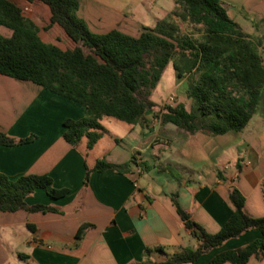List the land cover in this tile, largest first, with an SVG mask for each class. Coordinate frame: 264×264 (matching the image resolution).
<instances>
[{
	"label": "crops",
	"instance_id": "0c3cea01",
	"mask_svg": "<svg viewBox=\"0 0 264 264\" xmlns=\"http://www.w3.org/2000/svg\"><path fill=\"white\" fill-rule=\"evenodd\" d=\"M220 1L230 19L264 53V0ZM25 7L29 10L25 17L38 27L42 14L50 18L42 4ZM174 8V0H80L76 17L94 34L119 31L137 37ZM3 29V36L10 37L11 32ZM175 74L169 64L159 82L163 100L171 92L166 78ZM157 93L158 86L151 101L159 105ZM85 113L82 105L0 74V132L15 140L35 138L27 144L0 146V174L10 181L48 176L53 188L68 190L66 196L52 199L38 189L25 199L27 206L52 207L59 213H0V264H136L146 248L160 249L162 253L154 252L151 259L163 262L197 246L175 212L172 195L208 234H216L228 221L232 188L243 197L249 216L264 217V105L243 131L219 136L189 135L170 124L151 131L154 120L147 112L143 124L104 131L91 150L86 149V139L73 148L62 136L63 122L79 120ZM106 140L107 149L101 158H94V149ZM132 158L137 165L129 173L93 172L83 187L85 167L91 169L102 159L121 165ZM141 164L150 169L143 170ZM161 168L172 169L177 180ZM85 224L91 228L77 238ZM260 237L257 231L245 233L195 264H208L215 255ZM247 264H264V258L253 257Z\"/></svg>",
	"mask_w": 264,
	"mask_h": 264
},
{
	"label": "trees",
	"instance_id": "16d2710c",
	"mask_svg": "<svg viewBox=\"0 0 264 264\" xmlns=\"http://www.w3.org/2000/svg\"><path fill=\"white\" fill-rule=\"evenodd\" d=\"M80 0H0V27L11 32L0 35V74L18 82H30L86 109L79 120L63 122V139L76 147L86 139L91 150L103 136L104 118L135 126L145 114L165 126L173 125L189 135H224L241 132L260 105H264V61L258 44L249 39L226 13L220 0H174L175 8L153 28H143L137 37L119 31L91 33L76 17ZM39 3L49 10V27L56 26L72 47L65 50L44 43L39 27L24 15L26 5ZM178 23L194 28L181 33ZM196 34L197 36H195ZM171 64L178 79L187 85L192 104L163 106L151 101V93ZM34 137L15 140L0 132V146L31 143ZM136 158L116 165L98 160L85 167L83 187L93 172H130ZM140 166V165H139ZM148 171V165L141 164ZM176 178L174 171L161 168ZM44 190L52 199L68 194L53 188L48 176H23L16 181L0 174V213H59L52 207L27 206L25 199L36 190ZM171 202L179 219L196 242L163 262L151 256L160 249L146 248L143 260L136 264H195L202 256L220 249L230 240L257 231L261 237L252 243L215 255L208 264H247L251 258H264V217L253 218L245 212L244 199L232 188L228 193L231 215L216 234L206 233ZM91 225H82L81 238Z\"/></svg>",
	"mask_w": 264,
	"mask_h": 264
},
{
	"label": "rangeland",
	"instance_id": "374dc122",
	"mask_svg": "<svg viewBox=\"0 0 264 264\" xmlns=\"http://www.w3.org/2000/svg\"><path fill=\"white\" fill-rule=\"evenodd\" d=\"M24 8H23V11H24ZM226 13H227V11H226ZM27 14H28V11L27 12L24 11V15H27ZM227 16L229 17L228 14H227ZM38 24H39V29H40L39 36L44 42L57 44L63 50H65L66 48L72 47V45L68 41H66V40H64V38H62L61 31L58 28L49 27V18L47 16V14L41 15V18L38 21ZM178 26L180 28L181 33H183V34L184 33H190V32L194 33V28H192L191 26H188V25L183 24V23H178ZM0 29H3V28H0ZM0 35L3 36V33L0 32ZM194 35L197 36L196 34H194ZM261 55H262L263 61H264V53H262ZM169 72H171V71H169ZM166 82L168 83V88H170L171 92L166 96V98H164L165 100H163V94L161 93V90L163 91V89H162L163 83L160 86L158 84V93L156 94V97H158V96L161 97V104H159V106L163 107V106H167V105L174 106L177 104H183L187 108L189 107V109H190L192 102H191V100H189L187 98V94H186L187 89H188L187 83L185 82L184 84L179 85L178 84L179 81H178L176 76L173 77V79H172V77L167 76ZM155 90L151 93V96H153V94L155 93ZM151 96H150V99H151ZM151 116H152V114H151ZM142 124H143V122H142ZM101 126L103 128V131H107L110 133L112 131L120 132V131H125L126 129H128V125L121 123V122H118V121L113 120V119H109V118L103 119L101 121ZM162 128H163V126L160 125V123L156 120H154L151 123V128H150L151 131H162ZM106 149H107V140L105 142H101V144L96 146V148L94 149V152H93L94 158H96V159L101 158V156L103 155V153ZM182 174L185 175L183 172H182Z\"/></svg>",
	"mask_w": 264,
	"mask_h": 264
},
{
	"label": "built area",
	"instance_id": "2783aa9c",
	"mask_svg": "<svg viewBox=\"0 0 264 264\" xmlns=\"http://www.w3.org/2000/svg\"><path fill=\"white\" fill-rule=\"evenodd\" d=\"M24 11H25V12H27V11H29V10H28V8H27V7H25V8H24Z\"/></svg>",
	"mask_w": 264,
	"mask_h": 264
}]
</instances>
